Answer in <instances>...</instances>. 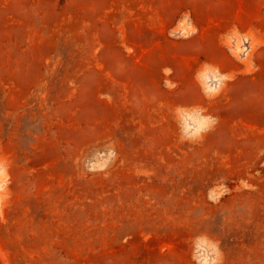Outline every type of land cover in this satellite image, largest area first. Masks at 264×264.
<instances>
[{"label":"rangeland","instance_id":"374dc122","mask_svg":"<svg viewBox=\"0 0 264 264\" xmlns=\"http://www.w3.org/2000/svg\"><path fill=\"white\" fill-rule=\"evenodd\" d=\"M0 264H264V0H0Z\"/></svg>","mask_w":264,"mask_h":264}]
</instances>
